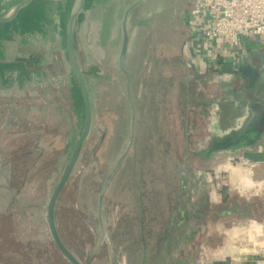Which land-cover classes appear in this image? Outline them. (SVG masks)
<instances>
[{
  "label": "crops",
  "instance_id": "crops-1",
  "mask_svg": "<svg viewBox=\"0 0 264 264\" xmlns=\"http://www.w3.org/2000/svg\"><path fill=\"white\" fill-rule=\"evenodd\" d=\"M22 1L0 0V16ZM132 1L85 0L75 28V53L80 66L82 48L119 49L121 20ZM74 2L31 0L12 20L0 21V264H10L6 258L15 254L6 249V241L18 245L38 243L37 239L42 245L49 238L53 241L46 219L47 204L61 176L54 181L56 172L68 160L84 121V102L67 51L68 22ZM188 8L180 45L191 36ZM176 9L180 10L179 6ZM142 14L140 10L135 18L136 28ZM138 48L130 45L127 66L138 64L131 52L135 49L138 53ZM241 50L246 54L244 63L230 81L218 82L212 75H200L193 69L181 76L178 93L172 100L173 113L178 117L171 141L159 137L157 132L138 138V144L148 145L146 150L152 154L149 162L154 167L137 169V162L147 156L145 150L141 158H134L133 169H123L125 159L114 176L105 199L106 205L110 197L113 211L109 223L104 210L113 241H127L143 234L161 241L160 249L167 259L180 250V232L190 224L189 206L205 192L202 184L197 179L191 181L181 166L182 160L196 159L192 156L195 150L188 146L172 150L166 146L175 138L179 145H188L189 135L195 145L210 144L214 138L253 119L262 126L260 139L243 154L264 159V41L244 40ZM110 59V63L115 62L116 52ZM153 106L147 105L145 113L156 110L158 119L159 112ZM160 152H164L160 157L168 162L166 169L158 167ZM218 194L219 201L221 191ZM205 195L213 201L210 189Z\"/></svg>",
  "mask_w": 264,
  "mask_h": 264
},
{
  "label": "rangeland",
  "instance_id": "rangeland-1",
  "mask_svg": "<svg viewBox=\"0 0 264 264\" xmlns=\"http://www.w3.org/2000/svg\"><path fill=\"white\" fill-rule=\"evenodd\" d=\"M176 40L179 39L176 38ZM115 52L117 56L118 48L116 51L110 48L88 47L79 50L81 68L86 77L92 101L93 125L72 175L59 197L57 223L64 243L82 261L88 260L93 253L97 234V199L106 171L125 144L129 132L130 109L126 97V79L115 66V62L110 63V58ZM131 52L134 54V59L138 61V64L129 65L133 73L132 94L137 107L138 124L136 126L137 138L126 157L124 170L133 169L134 158L139 156L141 158L143 151L148 149V145L138 144L139 137L148 138L152 136V133L157 132L159 137H165L166 140L168 138L171 141L174 138L176 134L174 128L177 126L174 125L176 124L174 120L178 115L173 113L175 111L172 109L174 102L172 100L175 93H178L181 78L177 48H170L163 55L167 58L160 56L162 59H157L153 62L154 64L150 65L145 63L150 56L148 51L138 50L136 53L134 49ZM162 60L166 64H162ZM156 90L159 95L153 98ZM147 105H154V109L157 107L158 119L155 117L156 110L145 113L144 108ZM156 120L159 121L157 122L158 128L154 127ZM191 137L189 135L187 138L188 145L177 144L175 138L173 139L175 142H170L166 146L172 150L188 146L195 150L192 152L194 155L209 144L207 142L203 145L202 143L195 145ZM204 140L202 139V142ZM70 149L72 150V146ZM243 151H246L245 148L234 153L222 151L207 161L196 158L187 165L190 180L197 179L200 184L208 185L214 203L220 198L218 193L221 189L251 202L259 196L261 200H264L263 189L260 195H256V192L264 187V182H258L264 179V163L255 164L259 156L246 155ZM146 152L148 153L144 160H139L136 165L140 171L154 167L152 162H149L152 154L149 150ZM163 153L157 154L160 169H166L168 165V162L163 160L164 157H160L164 155ZM67 161L62 162L54 181L62 174ZM228 163L232 167L251 171L255 185L250 191H239L238 179L235 180L234 176L225 169ZM138 181L140 182V174ZM108 198L110 197H107L105 205L107 223L111 222L113 217L112 206ZM189 207L192 208V206ZM198 234L195 240H190L185 244L181 243L179 252L187 264H263L260 262L264 254L262 251L260 253V247L264 248V220L262 219L253 216L230 215L210 220L205 226L202 223ZM37 240L38 243L33 242L27 245L6 241V249H11L15 253L7 256L6 260L10 264H71L50 238L43 241L45 242L43 245L39 244L42 242L40 239ZM124 242L119 238L113 241L107 233V239L92 264H132L135 258L132 255H125ZM127 243L124 245L131 248L134 240L127 241Z\"/></svg>",
  "mask_w": 264,
  "mask_h": 264
},
{
  "label": "flooded vegetation",
  "instance_id": "flooded-vegetation-1",
  "mask_svg": "<svg viewBox=\"0 0 264 264\" xmlns=\"http://www.w3.org/2000/svg\"><path fill=\"white\" fill-rule=\"evenodd\" d=\"M135 1L137 0L132 1L127 6V8ZM192 4H193V0H191L188 3L187 2L185 3L184 0H168V1L144 0L140 2L132 10L130 14V21H129L130 38H129L127 55L130 45L136 43V45L139 46L138 48L139 50L148 51L150 53L149 58L145 60L146 61L145 63L150 65V64H154L153 62H156L157 59H162L160 56L164 57L163 56L164 53H167L170 50V48H177L180 57L178 64L179 76L187 74L189 70L193 69L183 54V46L187 40L184 41L181 45L180 43H181V34H182L181 29L183 28L184 16L186 14L185 12L187 11L188 7L191 9ZM176 6H179L180 10L179 9L177 10ZM140 10L143 11V14L141 15L142 19H141V23L136 28L135 18ZM177 25H179V27ZM121 32H122V25H121ZM122 37H123V33H122ZM176 38L179 40H176ZM127 55L125 58V66L131 75L130 91L133 99V94H132L133 73L130 67L127 66L126 64ZM164 58H167V56H165ZM161 63L166 64L163 62V60ZM123 74L125 76L126 84H127L126 74L125 73ZM177 85H174V87L178 88ZM155 95L156 96L159 95V92L157 90H156V94L153 95V98L155 97ZM126 97H127V89H126ZM137 124H138V115H137L136 126ZM219 152H222V150H220ZM218 153H216L215 155H217ZM193 156L198 159L200 158L202 159L204 157V156H198L197 154H194ZM190 162L191 160L181 161L182 170L186 174L189 172L188 170L189 168L187 167V165H189ZM202 186L204 192L207 193L209 190L208 185H202ZM220 191H221V199L218 202L214 203L210 199L207 200L205 193H203L196 198L194 204L190 205L192 206V208L189 207L188 210L189 213L187 214L190 220V224L187 225L189 230L186 229L180 232V238H179L180 245L181 243L185 244L190 240H195L197 238V235H199L198 232L200 231L202 223L204 224V226L208 225L209 221L213 219L216 220V219L228 217L230 215H236L239 217L253 216L254 218H259L264 220V210H262L264 209V206L261 203V198H257V199L255 198L256 200H253L251 202L248 199L245 200L237 196H234L233 193H231V196H229L228 195L229 192L227 191L225 192L223 189H221ZM104 210H105V205H104ZM132 239L134 240V243L131 244V248H128L126 246L128 244L127 241L129 242ZM132 239L125 241L124 244L126 245L123 244L125 255H132L135 258V260L132 261L133 262L132 264H187V262H185L183 257L181 256V252H179V250L176 251L172 257H168L167 259L164 256L162 249H160L161 241H159L158 239H154L152 237L151 239H149L148 236L143 234L134 235Z\"/></svg>",
  "mask_w": 264,
  "mask_h": 264
},
{
  "label": "water",
  "instance_id": "water-1",
  "mask_svg": "<svg viewBox=\"0 0 264 264\" xmlns=\"http://www.w3.org/2000/svg\"><path fill=\"white\" fill-rule=\"evenodd\" d=\"M30 1L31 0H24L21 3L17 4L12 8V10L8 14H6L5 16H0V21L5 22L12 20L16 16L18 11L22 7L30 3ZM142 1L144 0H137L134 3H132L125 10L123 19L121 21L123 37H122L121 45L119 47V51L116 56L115 66L123 73H125L127 77L126 89H127V97L129 100V107H130L129 132L125 144L117 153L115 159L109 164L105 174V179L101 185L97 199V206H96V219H97L96 240H95L92 256L86 261L80 260L64 243L56 222V205L58 199L72 175V172L79 160L82 149L91 134L92 125H93V107H92L91 96H90L86 77L76 57L75 45H74L76 20L84 7L85 0H75L74 5L70 12V17L68 22V33H67V51L84 102V121L80 134L77 137V140L71 150L66 166L59 180L54 186V189L49 198L47 204L46 219L48 222L52 240L54 241L58 250L71 264H92L94 259L97 257L100 249L102 248L104 241L107 239L108 228L104 216L106 193L114 176L116 175L122 163L124 162L126 156L128 155L134 139L136 138L135 129L137 123V112H136L135 103L131 96V91H130L131 75L125 66V58L127 55L129 38H130V30H129L130 14L132 10ZM260 125L261 124H259L258 121L255 122L253 119L249 120L244 124H242L240 128L233 130L232 132L226 134L225 136H222L221 138H214V140H212L210 144H208L202 150L198 151L196 154L198 156H204L202 160L207 161L210 160L213 157V155L218 153L220 150L228 151V152H236L242 148H245L247 150L253 149L257 145L256 143L258 142V140L260 139V132L262 128V126Z\"/></svg>",
  "mask_w": 264,
  "mask_h": 264
},
{
  "label": "built area",
  "instance_id": "built-area-1",
  "mask_svg": "<svg viewBox=\"0 0 264 264\" xmlns=\"http://www.w3.org/2000/svg\"><path fill=\"white\" fill-rule=\"evenodd\" d=\"M190 27L191 36L183 46L190 66L200 75H212L215 81H230L244 63L242 42L264 41V0H193ZM261 163L264 159L255 162ZM260 259L264 264V254Z\"/></svg>",
  "mask_w": 264,
  "mask_h": 264
},
{
  "label": "bare ground",
  "instance_id": "bare-ground-1",
  "mask_svg": "<svg viewBox=\"0 0 264 264\" xmlns=\"http://www.w3.org/2000/svg\"><path fill=\"white\" fill-rule=\"evenodd\" d=\"M259 160V159H257ZM225 169L227 171L230 172L231 175L234 176L235 180L238 179V183H239V191H247L251 189V187H253L255 184L253 183V180H252V173L251 171L247 170H241L239 168H236V167H232L229 163L226 164L225 166Z\"/></svg>",
  "mask_w": 264,
  "mask_h": 264
}]
</instances>
